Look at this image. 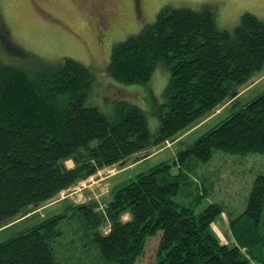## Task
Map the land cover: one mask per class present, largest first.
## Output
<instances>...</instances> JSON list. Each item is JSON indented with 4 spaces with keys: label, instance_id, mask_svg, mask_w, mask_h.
<instances>
[{
    "label": "trees",
    "instance_id": "16d2710c",
    "mask_svg": "<svg viewBox=\"0 0 264 264\" xmlns=\"http://www.w3.org/2000/svg\"><path fill=\"white\" fill-rule=\"evenodd\" d=\"M158 65L170 75L163 101L154 107L160 122L154 134L145 111L127 99L116 101L112 117L87 104L98 81L89 64L62 57L27 67L0 65V233L37 207L65 200L62 192L99 171L176 141L236 99L237 90L264 70V18L245 13L232 30H222L209 6L165 5L154 22H143L112 47L107 73L120 85H142ZM238 103L173 159L116 187L103 208L95 200L69 204L0 242V264H62L59 240L71 232L72 221L77 239L92 244L104 264H137L158 234L155 264H264V174L256 177L245 211L227 213L232 246L211 231L226 213L223 205L198 211L175 200L181 193L189 199L194 189L197 204L206 197L205 184L191 181L190 172L216 150L264 154V91Z\"/></svg>",
    "mask_w": 264,
    "mask_h": 264
},
{
    "label": "rangeland",
    "instance_id": "374dc122",
    "mask_svg": "<svg viewBox=\"0 0 264 264\" xmlns=\"http://www.w3.org/2000/svg\"><path fill=\"white\" fill-rule=\"evenodd\" d=\"M141 3L142 12L135 18L131 0H0V65L15 61L27 67L40 60L56 62L62 57H72L89 64L95 69L98 81L94 83V97L90 96L87 104L112 117L116 101L127 99L145 111L150 130L154 134L160 123L159 118L153 114L154 107L163 101V91L170 73L158 65L147 84L120 85L110 79L107 73L112 47L129 33L138 31L143 22H154L165 5L194 10L209 6L215 11L217 26L222 30H232L245 13L264 18V0H141ZM100 24H104L106 30ZM10 46L30 55H15L9 50ZM263 91L264 70L237 90L236 94L239 95L236 99L231 97L198 124L184 131L176 141H168L144 151L124 165L118 164L99 171L86 183L81 182L66 192L65 196H60L61 199L65 197V200L60 201L58 198L57 202L54 200L39 206L24 217L32 215L25 221L21 218L9 224L17 223L0 233V242L28 229L44 217L63 212L69 204H84L95 200L103 208L116 187L160 161L173 159L177 151L225 117L221 116L235 102L241 105ZM67 165L71 167L73 163L68 162ZM173 173H178V169L174 168ZM260 174H264V154L239 155L216 150L209 162L194 165L190 172V176H194L191 181L198 182L201 187L205 184L206 197L197 204V192L194 189L190 190L189 199L181 193L175 200L196 207L198 211L211 203L223 205L226 213L214 221L211 231L222 243L232 246L233 236L227 213L236 217L245 211L254 181ZM191 186L192 189L196 187L193 183ZM71 224V232L59 240L58 255L62 264H104L97 257L99 251L92 244L77 239V221ZM159 239L158 234L147 241L137 264H155Z\"/></svg>",
    "mask_w": 264,
    "mask_h": 264
},
{
    "label": "flooded vegetation",
    "instance_id": "af4514ba",
    "mask_svg": "<svg viewBox=\"0 0 264 264\" xmlns=\"http://www.w3.org/2000/svg\"><path fill=\"white\" fill-rule=\"evenodd\" d=\"M131 2H132V7H133L135 18H138L142 12L141 0H131Z\"/></svg>",
    "mask_w": 264,
    "mask_h": 264
},
{
    "label": "built area",
    "instance_id": "2783aa9c",
    "mask_svg": "<svg viewBox=\"0 0 264 264\" xmlns=\"http://www.w3.org/2000/svg\"><path fill=\"white\" fill-rule=\"evenodd\" d=\"M89 179H92V177H90ZM89 179H88V181H89ZM86 181H87V180H86ZM86 181H83V182L86 183ZM83 182H82V183H83ZM65 194H66V192H62V193H61L62 196H65Z\"/></svg>",
    "mask_w": 264,
    "mask_h": 264
}]
</instances>
